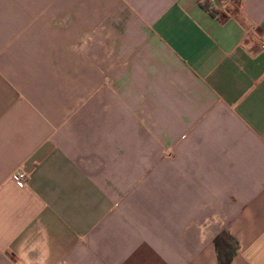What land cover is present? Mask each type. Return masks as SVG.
<instances>
[{"label": "crops", "instance_id": "0c3cea01", "mask_svg": "<svg viewBox=\"0 0 264 264\" xmlns=\"http://www.w3.org/2000/svg\"><path fill=\"white\" fill-rule=\"evenodd\" d=\"M254 32L264 0H0V264H264Z\"/></svg>", "mask_w": 264, "mask_h": 264}, {"label": "trees", "instance_id": "16d2710c", "mask_svg": "<svg viewBox=\"0 0 264 264\" xmlns=\"http://www.w3.org/2000/svg\"><path fill=\"white\" fill-rule=\"evenodd\" d=\"M209 2L210 0H202V4L205 7H208ZM216 246L218 248L219 264H230L239 245L227 231H224L220 237L216 239Z\"/></svg>", "mask_w": 264, "mask_h": 264}, {"label": "built area", "instance_id": "2783aa9c", "mask_svg": "<svg viewBox=\"0 0 264 264\" xmlns=\"http://www.w3.org/2000/svg\"><path fill=\"white\" fill-rule=\"evenodd\" d=\"M254 35L259 42L260 48L264 50V35H261L258 32H254ZM14 179L21 186H26L29 182L28 175L25 172L16 173Z\"/></svg>", "mask_w": 264, "mask_h": 264}, {"label": "rangeland", "instance_id": "374dc122", "mask_svg": "<svg viewBox=\"0 0 264 264\" xmlns=\"http://www.w3.org/2000/svg\"><path fill=\"white\" fill-rule=\"evenodd\" d=\"M203 1H206V0H203Z\"/></svg>", "mask_w": 264, "mask_h": 264}]
</instances>
